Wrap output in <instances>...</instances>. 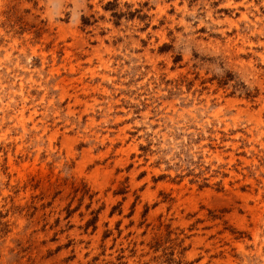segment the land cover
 Returning <instances> with one entry per match:
<instances>
[{
    "label": "rangeland",
    "instance_id": "374dc122",
    "mask_svg": "<svg viewBox=\"0 0 264 264\" xmlns=\"http://www.w3.org/2000/svg\"><path fill=\"white\" fill-rule=\"evenodd\" d=\"M0 264H264V0H0Z\"/></svg>",
    "mask_w": 264,
    "mask_h": 264
}]
</instances>
